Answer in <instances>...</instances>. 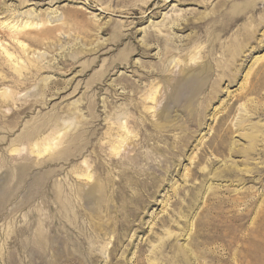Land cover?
<instances>
[{
	"label": "rangeland",
	"instance_id": "rangeland-1",
	"mask_svg": "<svg viewBox=\"0 0 264 264\" xmlns=\"http://www.w3.org/2000/svg\"><path fill=\"white\" fill-rule=\"evenodd\" d=\"M0 264H264V0H0Z\"/></svg>",
	"mask_w": 264,
	"mask_h": 264
},
{
	"label": "bare ground",
	"instance_id": "bare-ground-1",
	"mask_svg": "<svg viewBox=\"0 0 264 264\" xmlns=\"http://www.w3.org/2000/svg\"><path fill=\"white\" fill-rule=\"evenodd\" d=\"M243 8V7H242ZM244 9V8H243ZM30 26H34V24H28V23H26V24H24L23 26H22V29L21 30H24V29H26V28H29ZM198 76H199V74L198 75H193L192 77H190V78H186V80L185 79H183V83L181 84V85H178V86H176V87H174L173 89H172V94H170V96H168V97H170V99L172 98L174 101L178 98H181V94L183 93L184 94V91L186 92V96H187V98L189 99V101H190V97H191V95H192V93H194V91L196 90V88H197V83H196V81H197V78H198ZM195 89V90H194ZM1 97L3 98V102L2 103H5L8 99H10L11 98V95H6V94H3V95H1ZM186 98V99H187ZM169 99V100H170ZM171 99V100H172ZM170 100V101H171ZM186 102H188V101H186ZM188 104H191V103H188ZM46 148H50V146L48 145H44L42 148H40V147H38L37 146V149H36V152H46ZM116 150V148H114L113 147V149H112V151L113 152H116L115 151Z\"/></svg>",
	"mask_w": 264,
	"mask_h": 264
}]
</instances>
